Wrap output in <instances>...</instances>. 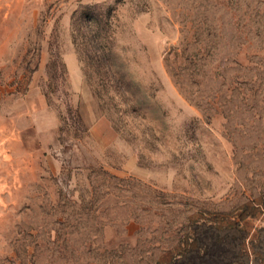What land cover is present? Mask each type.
I'll list each match as a JSON object with an SVG mask.
<instances>
[{
  "label": "rangeland",
  "instance_id": "rangeland-1",
  "mask_svg": "<svg viewBox=\"0 0 264 264\" xmlns=\"http://www.w3.org/2000/svg\"><path fill=\"white\" fill-rule=\"evenodd\" d=\"M0 264H264V0H0Z\"/></svg>",
  "mask_w": 264,
  "mask_h": 264
}]
</instances>
